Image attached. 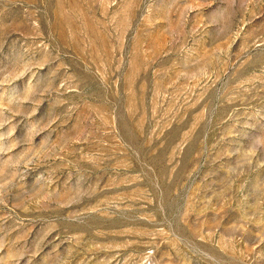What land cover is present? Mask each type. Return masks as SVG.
<instances>
[{
    "label": "rangeland",
    "instance_id": "rangeland-1",
    "mask_svg": "<svg viewBox=\"0 0 264 264\" xmlns=\"http://www.w3.org/2000/svg\"><path fill=\"white\" fill-rule=\"evenodd\" d=\"M0 264H264V0H0Z\"/></svg>",
    "mask_w": 264,
    "mask_h": 264
}]
</instances>
